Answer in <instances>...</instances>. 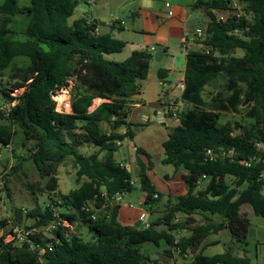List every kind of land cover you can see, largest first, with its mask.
<instances>
[{
	"label": "trees",
	"instance_id": "1",
	"mask_svg": "<svg viewBox=\"0 0 264 264\" xmlns=\"http://www.w3.org/2000/svg\"><path fill=\"white\" fill-rule=\"evenodd\" d=\"M79 1L0 3V73L11 71L10 79L0 86V106L12 98L11 90L24 86L7 114L0 109V150L14 152V136L20 131L31 145L27 153L15 155L17 164L32 160L39 177L46 179L39 190L49 198L24 213L33 218L29 226L19 225L11 215L12 225L31 233L20 248L0 236V264H157L141 246L158 247L161 240L166 243L163 256L172 251L184 264H250L245 249L249 218L240 213V207L247 203L254 215L264 216V0H196L206 8V32L198 39L201 49L186 54L181 100L188 107L169 111L178 124L162 143L161 159L184 171L187 190L150 219L147 227L122 225L109 208L117 205L111 204L115 194L129 193L134 187L131 172L113 154L118 141L133 136V124L126 121L127 99L140 92L153 54L141 48L123 60L109 59L107 55L121 52L125 42L111 31L93 34V20L79 17L69 22ZM237 2L242 5L239 17L231 13L217 20L215 9H237L233 5ZM19 16L24 25L16 37ZM238 49L241 56L235 54ZM16 57H27L29 63L19 65ZM218 79H222L220 89L207 100L204 88ZM68 86L71 110L57 112L51 94ZM93 97L106 101L91 109ZM245 99L247 104L241 106ZM221 111L242 112L254 123L220 122ZM100 122L112 129L125 126L126 131L104 132ZM84 144L98 149L81 153L78 149ZM208 148L233 153L209 159ZM68 159L78 186L62 194L56 190L57 167ZM146 170L147 165L139 162L140 189L149 205L159 194ZM5 173L0 171L5 197H9ZM197 213H217L222 220L206 218L196 223L192 215ZM176 215L182 217L175 221ZM62 220L85 226L95 239L84 240L64 226L39 231ZM7 221L1 219L0 227ZM185 230L188 233L175 235ZM222 230L229 234L223 251L207 255L198 250L207 236Z\"/></svg>",
	"mask_w": 264,
	"mask_h": 264
},
{
	"label": "crops",
	"instance_id": "2",
	"mask_svg": "<svg viewBox=\"0 0 264 264\" xmlns=\"http://www.w3.org/2000/svg\"><path fill=\"white\" fill-rule=\"evenodd\" d=\"M80 1L88 5V11H81L77 17H73L72 14L69 22L84 17L88 21H94L93 34L98 35L111 31L114 37L123 40L125 45L119 52V59L113 60L125 59L134 49L148 48L153 54L147 75L141 80L140 92L127 99L126 121L133 124V136L118 141V148L113 154L114 159L122 163L131 172L134 187L131 192L122 193L119 204L109 208V213L112 212L118 223L126 226H144V223H149L151 217L157 218L169 204L175 201L177 196L184 195L187 190L183 180L184 171L182 169L175 170L171 165L172 170L160 169L156 163L151 162L150 153L156 149V162L167 165L161 162L163 157L162 143L167 138L169 129L178 124V118L175 115H169V107L178 112L179 106H182L183 109L188 107V104L181 100L182 90L177 87V82L184 77L187 52L201 49V43L195 34L196 31L201 32L202 35L206 32L208 20L206 8L198 6L196 0H99V4L96 3V0ZM112 4L115 5L117 11L127 12L126 17L130 23V29L126 26V20L114 16V13H109ZM233 5L237 9H241L242 6L239 2ZM97 6L103 7L98 8ZM101 10L105 12L104 15H101ZM230 11L231 9H215L214 13L226 14ZM156 51H161V54L157 55V60L154 59ZM107 57L109 58V55ZM103 101L106 99L93 97L91 109ZM99 126L102 131L107 133L126 131L125 126L112 129L106 122H100ZM162 132H167L166 137L162 135ZM97 149L93 145L84 144L78 150L81 153L89 154ZM103 155L104 152L101 151L99 157L101 158ZM140 156L144 157V164L147 165L146 173L157 192L156 194H159L157 201L149 205H145V194L141 189L139 197L136 199L137 203H135V184L139 183L140 186L138 175V157L140 158ZM61 165L57 167L58 182V172L62 167ZM251 211V207L247 203H243L240 207V213H245L247 217ZM192 216L195 220H197L196 216H200L202 220L199 222L205 221L206 218L211 219L206 213H197ZM181 217V215H176L175 221ZM219 220L218 222H221L222 217ZM251 225L255 227L252 232ZM78 226L80 224L73 227L78 228ZM83 227L85 226L81 225V229L79 228L82 235ZM74 228L73 233L80 235L76 233V230L74 231ZM225 231L222 230V232ZM185 233H188L187 230L175 235ZM218 233L207 236L198 250L205 251L211 246H219L221 241ZM249 238L253 242V253L250 256L246 247ZM245 249L250 264H264V222L251 223L249 220ZM161 256L165 260L160 259L164 262L163 264H184L181 258L172 251L168 255L163 256L161 254Z\"/></svg>",
	"mask_w": 264,
	"mask_h": 264
},
{
	"label": "rangeland",
	"instance_id": "3",
	"mask_svg": "<svg viewBox=\"0 0 264 264\" xmlns=\"http://www.w3.org/2000/svg\"><path fill=\"white\" fill-rule=\"evenodd\" d=\"M3 0H0V3ZM18 4L20 6L26 5L29 3V0H17ZM96 3L99 4V0H96ZM98 7V6H97ZM103 6H99L98 8H102ZM105 8V7H104ZM109 13H114V16L116 15L117 17L122 18L123 20H126L127 24L126 26L129 27L130 29V23L127 20V12H122L121 10H116L115 5L111 6L109 9ZM81 11H88V5L83 3L82 1H79L78 5L74 9L73 17H77L81 14ZM240 11V9H239ZM101 15H104L105 12L103 10L100 11ZM108 15V14H107ZM16 24H15V31L16 33L14 34L16 37H20V32L22 31V27L24 25V21L22 19V16H19L16 18ZM69 21V20H68ZM242 50L238 49L236 51L237 56L242 55ZM120 53H113L109 55V59H119ZM15 62H17L19 65H27L29 63V58L27 57H16L14 59ZM11 71L9 69H5L0 73V86L3 87L5 85L6 80L8 78L10 79ZM10 82L8 83L7 87L10 86ZM222 84V79H218L216 83L213 86H206L203 91L204 97L208 100L211 93L215 94V92L220 89V86ZM179 111L183 110L182 106H179ZM186 108V107H185ZM184 108V109H185ZM231 121V122H240L242 125L249 126L254 123L252 119L246 118L243 113H232L231 111H221V116H220V122H225V121ZM171 129V128H170ZM169 129V130H170ZM134 130V128H133ZM169 132V131H168ZM238 132V129L235 130V133ZM167 132H162V135L166 137ZM168 134V133H167ZM24 142V146H23ZM31 143L29 141H24V138L21 134L20 131H17L16 135L14 136L13 140V149L14 152H12L10 149L3 148L0 152V171H6L4 177H6V184L8 187L9 191V197L5 198V201L3 203L0 202V220L1 219H6L7 224L4 227H0V236H6L10 232L11 227H13V219L11 218V215L13 214V209L14 208H20L23 212L22 216V223L19 225L22 226H29L33 222V218H28L24 214L27 210L33 208L36 204V202L40 205H43L46 203L49 198L47 193H42L39 189L44 186V183L46 181L45 178H40L37 172V169L32 162L31 159H26L22 161L21 164H17V160L15 158V155H20L23 153H27V149H29V146ZM150 160L152 163H156L158 167L162 170H172V167L170 165H162L160 163L156 162V149L152 150L150 153ZM138 161L141 163H144V157L140 156L138 157ZM16 166V168L14 167ZM58 172L59 176V182H57V188L56 190L61 191L62 193H68L70 190L76 188L78 186V182L76 181V175L75 171L73 170L71 166V161L68 159L66 162H64ZM228 180V178H227ZM59 188V189H58ZM140 186L139 183L135 184V203L136 199L139 197L140 194ZM214 222L220 221L221 216L217 213L215 214H210L206 213ZM151 217L150 219H152ZM249 220L251 223H260L264 222V217L263 216H256L253 214L251 211L249 216ZM196 223L202 220L200 216H196ZM74 228V227H73ZM81 225L74 228V231L76 230V233L80 234L81 232ZM254 226L251 225V232L254 230ZM83 235L82 238L84 240H94L95 235L94 233H91L87 230L86 227L82 228ZM218 237L220 238V245L219 246H211L207 250L203 251L204 254L207 255H212L214 253H217L219 251H222L225 249L226 245L229 243V234L227 231L225 232H219ZM252 237V236H251ZM14 241V240H11ZM12 244L16 245V248L22 247L25 242H12ZM166 247V243L164 240L160 241V244L158 247H155L153 245H146L143 244L141 246L142 252H146L145 250H149L151 257L153 259L158 260L157 264H163L165 261L164 257L161 256L163 249ZM247 249L249 250V256L252 255L253 253V242L249 238L248 245L246 246ZM155 251L156 253L154 254L153 252ZM242 255V253H241ZM163 260V261H160Z\"/></svg>",
	"mask_w": 264,
	"mask_h": 264
},
{
	"label": "built area",
	"instance_id": "4",
	"mask_svg": "<svg viewBox=\"0 0 264 264\" xmlns=\"http://www.w3.org/2000/svg\"><path fill=\"white\" fill-rule=\"evenodd\" d=\"M234 8H236L235 5H234ZM231 13L235 14L237 17H239L242 14V12L239 11V9H232L230 12H228L226 14L225 13L216 14L217 20H225ZM195 36L197 39H200L202 36V33L199 31H196ZM177 87L181 90L183 89V87H184V80L183 79H181L177 82ZM23 89H24V86L13 89L9 92V94L12 96V98L10 100H8L7 102H4L0 106V109L3 112H5V114H7L11 110V108L14 106V104L18 102L17 97L20 96ZM51 97H52V100L54 101L55 110L57 112H60V113L70 112V110H71L70 86L55 90L51 94ZM169 111L175 112L172 107H169ZM8 148H9V146H8ZM0 152H1V150H0ZM232 153H233L232 150H222L220 153H215L210 148L205 150V155L209 159H213L218 154H220L222 156H231ZM245 164L248 165L249 162H245ZM120 166H123V164L120 163ZM121 195H122V193L115 194L111 199V204H119L121 201ZM154 196H156V195H154ZM5 198L6 197H5V191H4V180H3L2 175L0 174V202L3 203L5 201ZM85 210L87 211L88 209L85 208ZM141 220L143 221V219H141ZM58 226H64L68 232H73V226L69 223L68 220H62L61 222L60 221H52L48 225L43 226L41 231H43V230L51 231L53 229L58 228ZM147 226H148V223H144V227H147ZM30 233H31V230L23 228L21 226H15L14 225L13 227H11L10 232L7 235V238H6V236L4 237V240L6 242H26V241H29L28 235ZM11 240H14V241H11ZM48 249L51 250V244L48 245ZM175 251H178V249H176Z\"/></svg>",
	"mask_w": 264,
	"mask_h": 264
},
{
	"label": "water",
	"instance_id": "5",
	"mask_svg": "<svg viewBox=\"0 0 264 264\" xmlns=\"http://www.w3.org/2000/svg\"><path fill=\"white\" fill-rule=\"evenodd\" d=\"M158 54H161V51H156V52L154 53V59H155V60L158 59V58H157V55H158ZM247 102H248V100L245 99V100L243 101V103L241 104V106L246 105ZM22 216H23V212H22V210H21L20 208H14V209H13V218H14V221H15L16 223L21 224V222H22Z\"/></svg>",
	"mask_w": 264,
	"mask_h": 264
}]
</instances>
